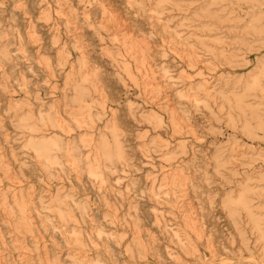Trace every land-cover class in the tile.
Returning a JSON list of instances; mask_svg holds the SVG:
<instances>
[{
  "label": "rangeland",
  "instance_id": "rangeland-1",
  "mask_svg": "<svg viewBox=\"0 0 264 264\" xmlns=\"http://www.w3.org/2000/svg\"><path fill=\"white\" fill-rule=\"evenodd\" d=\"M0 49V192L35 197L0 264H264V0H0ZM31 127L77 153L44 168Z\"/></svg>",
  "mask_w": 264,
  "mask_h": 264
},
{
  "label": "bare ground",
  "instance_id": "bare-ground-1",
  "mask_svg": "<svg viewBox=\"0 0 264 264\" xmlns=\"http://www.w3.org/2000/svg\"><path fill=\"white\" fill-rule=\"evenodd\" d=\"M253 6L257 7L256 14L261 13L263 11V9L261 8V4L260 3H256ZM9 56L10 55H9L8 50L0 49V67L2 66V64H1L2 61L5 60V59H8ZM93 78H94V74L91 73L89 70H87V71L81 72L79 74V77L75 79L76 80V83L74 85L75 88H76L75 89L76 90V92H75L76 95L75 96H77V97H76V99L74 98V100H75V102L76 101H82L80 103V105H79V111L73 113L75 116H80L82 118H86L88 116H91L89 110L87 108H85V107H87L85 105V102L87 101L85 95L87 94L86 91H88L89 88H90V87H88L86 85V82L89 81V80L93 81ZM155 83H157V82L155 81ZM26 85H28V84H26ZM27 118H30V116H27ZM146 118L152 119L149 114H148V116L146 115ZM154 118H156V117H154ZM27 120L28 119H25V120L23 119L21 121V123H24L26 126H30V122L29 121L27 122ZM39 120L41 122H48V124L53 126V127H59L61 129L63 128L64 131L66 130L65 127H62L63 125L61 124V115H60L58 110H51L48 117L41 116ZM34 126L36 127V125H34ZM31 128L35 129L37 131V133H31L29 135L28 140H27V144L29 146L35 148L36 150L39 149V150L42 151V152H39L37 154V158L41 161V163H42L44 168L49 167L52 163L55 162V159L58 157V154L60 153V151H64L63 153L66 152L65 153L66 155H71V154L77 153V151H76L77 149H75L76 147L73 148V145L70 143V138H64L63 141H62L55 134H53V132H55L54 130H53V132H43L42 130L38 131L39 129H37V128H34V127H31ZM102 137L99 139L98 143H104V140H102ZM62 147H64V148H62ZM88 152L89 151H87V149H82L78 154L82 155V154H85V153L87 154ZM98 154L103 156V157L110 158L109 157L110 155H109L108 151L105 149V147H102V148L98 149ZM117 154H118L119 157L122 155V153L120 152V148L119 147L117 149ZM10 195L13 196L11 203L14 202L16 204V206H18L17 209H15L14 206L10 207L8 205V201H7L6 198L9 197ZM242 196H240V199L242 198ZM34 199H35V197H32L30 194H27L24 190H22V189L19 190L18 188H16V190H14V191H7L4 194L0 192V205L5 206L6 214L8 216L10 215L8 220H11L12 218H15L14 222H15V227L17 229H20V227L32 229V223L30 222L29 211L34 208V206H33V205H35ZM134 200H135V198H134ZM55 202H58V201L55 200ZM8 206H9V208H8ZM242 206L244 207V203H242ZM83 207H85V206L83 205ZM58 213H59V217L63 221L68 220V218L71 217V214L66 212V211H64V210H62V208L59 205H58ZM156 216L157 215H155V217ZM158 221H159V219H158ZM92 224H94V223H92ZM53 235H55V234H53ZM0 241H1V238H0ZM38 248H39L38 244H36V249H38ZM107 252L110 253V251L107 250V247H106V249L104 250V253H101V254L106 255ZM101 254H97L96 255V257H97L96 259H89L86 256L84 257L82 255L81 257H78L77 260H79L80 264H101L103 262H106L101 257ZM44 255H45V257H42L41 255H38L37 260L33 261L31 263L32 264H63V261H62L60 256H56L54 253L49 252L46 249H44ZM0 259H1V257H0Z\"/></svg>",
  "mask_w": 264,
  "mask_h": 264
}]
</instances>
